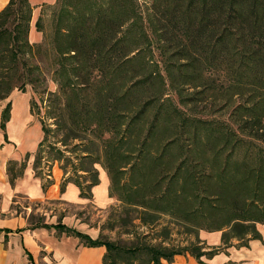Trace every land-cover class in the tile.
<instances>
[{"label": "trees", "instance_id": "1", "mask_svg": "<svg viewBox=\"0 0 264 264\" xmlns=\"http://www.w3.org/2000/svg\"><path fill=\"white\" fill-rule=\"evenodd\" d=\"M102 1L92 16L60 9L57 20H66L67 12L74 21L67 28L60 26L59 35L66 41L54 61L49 59L48 46L29 41V1L9 0L0 11V101L13 90L45 84L49 68L53 76L66 74V80L54 79L57 97L64 100L59 118L69 113L78 118L77 128L82 126L99 138L109 134L104 138V169L111 189L118 184L115 174L123 175L141 163L153 164L139 181L122 185L123 196L118 200L140 213L137 219L143 223L145 216L155 221L169 214L186 233L195 234L196 241L182 247L174 242L161 246L149 244L147 236L139 233L128 242H113L92 239L63 225H57V230L78 237L86 246H104L103 264H166L184 254L209 259L232 241L242 244L259 238L257 225H264V0H152L160 60L131 47L122 32L126 22L137 19L134 1ZM67 3L66 7H75L70 0ZM35 27L43 31L41 16ZM138 59L141 64L131 66ZM162 71L184 105L196 99L182 93L186 86L199 89L196 95L209 90L229 102L240 97L233 109L240 111L239 119H234L241 121L237 130L216 132L213 124L189 117L172 102L168 104L172 113L163 116L161 111L170 100H162L164 94L159 98L156 92L146 96L156 80L164 84ZM127 73L126 83L109 89ZM70 76L77 81L75 86L67 82ZM95 84L100 87L85 99L82 92ZM158 99L150 118V108ZM124 103L130 105L120 108ZM83 113L95 118L80 125ZM165 122L170 130L167 136ZM44 132L46 138V128ZM245 141L247 150L238 161L234 155ZM157 142L159 151L151 150ZM126 145L136 148L118 149ZM174 148L182 152L177 156ZM117 155L123 161L120 164H116ZM96 170H85L94 175L88 188L98 183ZM200 231L221 232V245L206 246L198 237ZM161 232L170 241L171 228L164 226Z\"/></svg>", "mask_w": 264, "mask_h": 264}, {"label": "rangeland", "instance_id": "2", "mask_svg": "<svg viewBox=\"0 0 264 264\" xmlns=\"http://www.w3.org/2000/svg\"><path fill=\"white\" fill-rule=\"evenodd\" d=\"M68 0H57V3L50 7L43 8L41 16V26L43 31L41 43L44 46H48L49 59L56 60L59 50L64 46L65 39L59 35L60 26L67 28L71 22L74 21V17L67 12V19L62 22L57 20V14L60 9L65 8L66 10H72L71 12L77 14H88L90 16L96 15L99 8L103 4L102 0H70L75 7L72 9L71 6L66 7ZM108 2V0H104ZM134 9L136 11L137 19L133 22L130 20L124 24L122 27V32L125 35L126 41L131 47H138L142 50V53L147 55V57L153 56L155 60H160L159 48L157 47V28L155 22V15L152 11V0H133ZM132 22V24L130 23ZM150 40L147 45L144 42ZM43 53V52H42ZM141 60H135L132 65H140ZM161 66V63H159ZM52 69H48L46 73L47 81L42 86L37 87L35 90L31 86H27L25 91L35 102L33 106L34 117L44 126L47 130L46 138L37 154L35 167L40 168L41 172H45V175L51 173L52 167L55 166L59 168L62 174L65 175V179L76 181L85 184V181H91L94 177L91 171H86L91 168L95 170L98 166H106V157L104 155V138H108L109 134L105 133L103 138H99L96 133L89 130H82V126L77 128L75 121L78 119L76 116L65 114L59 118V108L63 105L62 97H57L58 86L55 83V78H60L61 80H66L67 75L53 76L51 73ZM72 74V72H70ZM165 78L164 84L159 80H156V85L151 91L146 93V96L150 93L156 92L160 96L164 94L162 100L168 99L167 107L165 110L161 111L163 116L172 113V107L168 105L169 103L174 104L180 108L189 117L205 119L211 124H213L214 131H221V129H234L237 130L238 123L234 121L235 118L239 119V112H234V107L238 104L240 97L234 98L232 101L226 100L225 97L220 96V94L213 95L212 91H206L205 94H195L199 89L194 90L193 88L185 87L182 93L187 95L196 96L193 103L186 102L182 103V97L178 94L177 90L169 85V81L166 79L165 72L162 71ZM73 75V74H72ZM96 76V74H95ZM215 79L219 80V77L215 75ZM129 80V73L125 75L123 79L118 81V78L114 80L109 89L113 90L114 87H119L121 83H126ZM98 81L96 76L94 82ZM69 85L75 86L77 83L73 77L70 76V80L67 81ZM128 85V84H126ZM123 85V87H126ZM72 86V87H73ZM100 85L95 84L88 87V89L82 94L85 95V99H88L94 94V89H98ZM47 89L45 93L44 89ZM15 91V90H14ZM44 92V93H43ZM40 93V94H39ZM139 93V92H138ZM137 93V94H138ZM142 94V92H140ZM133 100V99H132ZM242 100V99H240ZM158 100L154 101V105L151 106L149 111V117L152 118ZM134 102V101H131ZM149 102V101H148ZM124 103L120 108H126L128 105ZM80 119L81 123H88L94 116L87 115L83 113ZM166 136L170 134L169 125L165 122ZM165 126V125H164ZM164 135V134H163ZM135 137V136H134ZM134 139V138H133ZM160 141V138H158ZM248 142L245 141L241 144L240 148L237 150L234 158L238 161L243 159V155L247 150ZM135 149L130 145L124 147H119L121 151L127 152L128 149ZM160 145L158 142L155 143L150 149L154 151H159ZM90 152L88 155V153ZM182 152L180 148H174L173 153L178 156ZM36 157V156H35ZM119 155L115 157L116 164H120ZM134 158V156L132 157ZM151 162L141 163L140 166H136L133 170L128 168V171L123 175L115 174L118 184L111 189L110 194L112 203L104 208H98L95 206L93 201L88 200V202L83 206H66V210L77 215L78 218L90 227L97 230L98 236L101 239L113 241V242H128L134 238L136 233L141 234V236H147L146 242L151 245H161L166 246L167 244H174L182 247L196 241L195 234L186 233L185 228L182 225L175 224V221L169 216V214H161L155 221H149V217L145 216L146 223L141 222L137 219L140 213L134 211L133 209H128L125 205L118 199L123 196V184H128L132 181H139L144 174H148L151 170ZM105 170V169H104ZM97 171V170H96ZM106 171V170H105ZM37 172V170H36ZM98 176V173H97ZM112 190V191H111ZM44 208L52 210L56 208V204L53 205H42ZM168 226L172 230V235L170 241L164 239L162 235V228ZM221 234V232H220ZM201 231L198 233L200 240H203L208 244L210 240L202 239ZM233 242V241H232ZM221 245V244H219Z\"/></svg>", "mask_w": 264, "mask_h": 264}, {"label": "crops", "instance_id": "3", "mask_svg": "<svg viewBox=\"0 0 264 264\" xmlns=\"http://www.w3.org/2000/svg\"><path fill=\"white\" fill-rule=\"evenodd\" d=\"M8 1L0 0V11ZM28 1L32 6L29 41L38 43L42 33L36 30L35 22L43 8L55 5L57 0ZM34 104L26 91L19 90L0 101V264H103L104 246H86L56 226L98 238L97 230L67 211L66 206H83L88 200L98 208L110 205L108 175L98 166V183L88 188L90 181L81 184L65 179L55 166L46 175L35 167L45 132L33 115ZM44 204H56L57 209L49 210L42 207ZM257 230L259 238L242 244L233 241L209 259L197 260L184 254L166 264H264V225H257ZM201 235L210 240L206 246L221 243L220 232L201 231Z\"/></svg>", "mask_w": 264, "mask_h": 264}]
</instances>
